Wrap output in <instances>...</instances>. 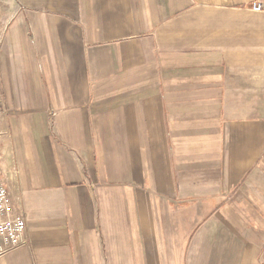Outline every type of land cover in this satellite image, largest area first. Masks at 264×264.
<instances>
[{
	"label": "crops",
	"instance_id": "obj_1",
	"mask_svg": "<svg viewBox=\"0 0 264 264\" xmlns=\"http://www.w3.org/2000/svg\"><path fill=\"white\" fill-rule=\"evenodd\" d=\"M264 0H0V264H264Z\"/></svg>",
	"mask_w": 264,
	"mask_h": 264
},
{
	"label": "built area",
	"instance_id": "obj_2",
	"mask_svg": "<svg viewBox=\"0 0 264 264\" xmlns=\"http://www.w3.org/2000/svg\"><path fill=\"white\" fill-rule=\"evenodd\" d=\"M264 7L263 2H252V10L260 11ZM9 194L0 178V253L16 248L26 243L25 219L21 215L10 216Z\"/></svg>",
	"mask_w": 264,
	"mask_h": 264
}]
</instances>
